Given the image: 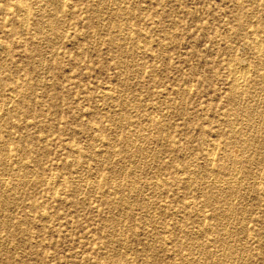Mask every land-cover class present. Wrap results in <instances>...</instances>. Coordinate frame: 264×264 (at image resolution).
I'll use <instances>...</instances> for the list:
<instances>
[{
	"label": "rangeland",
	"instance_id": "rangeland-1",
	"mask_svg": "<svg viewBox=\"0 0 264 264\" xmlns=\"http://www.w3.org/2000/svg\"><path fill=\"white\" fill-rule=\"evenodd\" d=\"M17 1L0 0V264H264V0Z\"/></svg>",
	"mask_w": 264,
	"mask_h": 264
},
{
	"label": "bare ground",
	"instance_id": "bare-ground-1",
	"mask_svg": "<svg viewBox=\"0 0 264 264\" xmlns=\"http://www.w3.org/2000/svg\"><path fill=\"white\" fill-rule=\"evenodd\" d=\"M19 1V0H18ZM17 1V2H18ZM103 1V0H102ZM22 4L24 3V2H21ZM25 5V4H24ZM41 9V8H40ZM21 10V9H20ZM23 11L25 12V10L23 9ZM28 11V10H27ZM23 12V13H24ZM20 14H21V11H20ZM24 14H26V13H24ZM22 18V17H21ZM25 18H27V17H25ZM26 20H24V22H25ZM22 23H23V21H22ZM21 27V26H20ZM247 28V27H246ZM263 28H264V26H263ZM106 31V30H105ZM118 34V33H117ZM146 37V36H145ZM255 40H258V39H255ZM259 41V40H258ZM258 41H256V42H254V44H253V48H257V51H259L258 50V48L260 47V43L258 42ZM160 47V46H159ZM6 48V47H5ZM38 48V47H37ZM263 49V48H262ZM32 51V50H31ZM246 53V52H245ZM259 53V52H258ZM262 53V52H261ZM235 55V54H234ZM43 56V55H42ZM264 56V55H263ZM263 56H258V57H262L261 59H263ZM123 57V56H122ZM228 58V57H227ZM245 58V57H244ZM259 61H260V59H259ZM258 60L255 62V66L257 67L258 66V64H260V62H259ZM239 62V61H238ZM241 63V62H240ZM239 63V64H240ZM242 64V63H241ZM244 64V63H243ZM261 64H263V63H261ZM230 65V64H229ZM238 65V64H237ZM248 65V64H247ZM124 66V65H123ZM234 66H236V65H234ZM246 66V65H245ZM239 67V66H238ZM244 67V66H243ZM242 67V68H243ZM233 68V67H232ZM239 68H241V67H239ZM257 68H259V67H257ZM248 69V68H247ZM241 70V69H240ZM262 70V69H261ZM122 71V70H121ZM233 71V70H232ZM243 71V69L241 70V71H238V69L236 70V71H233V73L231 74L232 75V80H231V82H232V84H231V86H230V92L231 93H229V98H230V100L232 101L233 100V98L234 97H236V95L239 93V92H241V91H239V90H237V87H236V83H239V82H241V81H243V79H244V74L246 73V70H245V72L243 73L242 72ZM140 73V72H139ZM247 74V73H246ZM245 74V75H246ZM35 75H36V73H35ZM134 75V74H133ZM127 76V75H126ZM125 76V77H126ZM262 76V75H261ZM245 81H247V80H245ZM243 84V83H242ZM260 84V83H259ZM126 86H127V84H126ZM237 86H238V84H237ZM241 86V85H240ZM254 86V85H253ZM258 89V88H257ZM188 90H190V89H188ZM162 91V90H161ZM257 92V91H256ZM240 94V93H239ZM248 95V94H247ZM256 95V94H255ZM259 97V96H258ZM240 98V97H239ZM2 100V99H1ZM8 102V101H7ZM235 102V101H234ZM246 104V103H245ZM244 104V105H245ZM249 104V103H248ZM5 105V104H4ZM257 105V104H256ZM242 107V106H241ZM246 108V107H245ZM248 108H250V109H248ZM251 108H252V104H251V107H248L247 106V108L246 109H248L247 111H246V116H248V115H251L252 113H251ZM243 109V108H242ZM241 109V110H242ZM245 109V110H246ZM15 110V109H14ZM242 112H244V109H243V111ZM245 115V114H244ZM121 116V115H120ZM217 116V115H216ZM113 117V116H112ZM230 117H231V115H230ZM250 117V116H249ZM256 117V116H255ZM241 118V117H240ZM246 118V117H245ZM234 119H236V118H234ZM230 120V119H229ZM252 120V119H251ZM254 120V119H253ZM137 121V120H136ZM251 122V121H250ZM138 123V122H137ZM132 125V124H131ZM249 125V124H248ZM252 126V125H251ZM89 127V126H88ZM256 127V126H255ZM236 128V127H235ZM244 128V127H243ZM138 129V128H137ZM250 129V128H249ZM134 131V130H133ZM137 132V131H136ZM238 132V131H237ZM245 132V131H244ZM253 132V131H252ZM240 133H242L241 131H240ZM129 134V133H128ZM234 134H236V133H234ZM234 134H233V132H231V134H229V135H227V136H229V140L230 141H232L233 139H235L236 137V135L234 136ZM242 134H244V133H242ZM136 135V134H135ZM238 135H239V132H238ZM237 135V136H238ZM241 135V134H240ZM239 135V136H240ZM244 136V135H243ZM243 136H240L241 138L243 137ZM245 136H247V135H245ZM248 137V136H247ZM239 138V137H238ZM240 138V139H241ZM227 139V138H226ZM244 139L245 140H243L242 139V141L243 142H247V138L246 137H244ZM115 140V139H114ZM129 141L131 140V139H128ZM239 140V139H238ZM249 140H251V139H249ZM206 141V140H205ZM230 141H228V143L230 142ZM241 141V142H242ZM264 141V140H263ZM133 142V141H132ZM208 142V141H207ZM242 142V143H243ZM227 143V144H228ZM72 144H74V143H72ZM134 144V143H133ZM238 144V143H237ZM246 143H243V145H245ZM247 145V144H246ZM240 146V145H239ZM253 146V145H252ZM140 147V146H139ZM126 148V147H125ZM226 148V147H225ZM255 148V147H254ZM206 149V148H205ZM212 150V149H211ZM210 150V151H211ZM224 150V149H223ZM229 150V149H228ZM228 150H226L227 152L225 153V158H226V161H228V163H230L231 165H238V163H239V166L241 165V162H242V160L244 159L243 158V156H242V154H233V152L232 151H228ZM254 150V149H253ZM129 151V150H128ZM159 151V150H158ZM240 151V150H239ZM130 152V151H129ZM138 152V151H137ZM141 152V151H140ZM142 152H143V150H142ZM150 152V151H149ZM207 152H209V151H207ZM212 152V151H211ZM213 152H214V150H213ZM212 152V153H213ZM210 153V152H209ZM224 153V152H223ZM243 153H245V152H243ZM191 154V153H190ZM150 155V154H149ZM210 155H212V154H210ZM249 156V155H248ZM187 158V157H186ZM206 158H208V157H206ZM213 158V157H212ZM246 158V157H245ZM249 157H247V159H248ZM112 159V158H111ZM134 159V158H133ZM209 159H211V158H208L207 159V161L209 160ZM252 159V158H251ZM145 160V159H144ZM249 160H250V158H249ZM98 161V160H97ZM262 161V160H261ZM130 162V161H129ZM138 162V161H137ZM212 162V161H211ZM243 162H244V160H243ZM247 162V161H246ZM260 162V161H259ZM209 163V162H208ZM258 164V163H257ZM194 165V164H193ZM253 165V164H252ZM97 166V165H96ZM126 166V165H125ZM148 166V165H147ZM152 166V165H151ZM206 166V165H205ZM140 167V166H139ZM149 167V166H148ZM220 167H221V169H222V164H220V166L218 167L219 168V171H221V169H220ZM230 167H232V166H230ZM193 168V167H192ZM208 168V167H207ZM217 168V169H218ZM209 169H210V167H209ZM208 169V170H209ZM22 170V169H21ZM207 170V169H206ZM208 170H207V172H208ZM5 171V170H4ZM209 171H211V170H209ZM226 172V171H225ZM233 172V171H232ZM251 172V171H250ZM231 173V172H230ZM252 173H253V171H252ZM124 174V173H123ZM191 174V173H190ZM229 174V173H228ZM233 174V173H232ZM257 174V173H256ZM226 175V174H225ZM224 175V176H225ZM239 175V174H238ZM136 176V175H135ZM250 176V175H249ZM229 178V177H228ZM14 179V178H13ZM18 180V179H17ZM20 181V180H19ZM119 182V181H118ZM250 182V181H249ZM257 182V181H256ZM3 183V182H2ZM229 183V185H230V189H231V191L233 192V190H234V188H233V186H235V184L233 183H230V182H228ZM197 184V183H196ZM232 184V185H231ZM201 185V184H200ZM245 185V184H244ZM252 185V184H251ZM55 186V185H54ZM232 186V187H231ZM236 187V186H235ZM255 187V186H254ZM140 188V187H139ZM224 188V187H223ZM237 188V187H236ZM239 188V187H238ZM200 189V188H199ZM226 190V189H225ZM249 190V189H248ZM127 191V190H126ZM218 191V190H217ZM137 192V191H136ZM118 193V192H117ZM137 195V194H136ZM234 195V194H233ZM232 195V196H233ZM224 196V195H223ZM236 196V195H235ZM241 196V195H240ZM226 197H228L227 195L225 196V198ZM262 197V196H261ZM127 198V197H126ZM138 198V197H137ZM241 198V197H240ZM228 199V198H227ZM263 199V198H262ZM241 201V200H240ZM124 202V201H123ZM228 202H229V200H228ZM225 203H227L226 202V200H225ZM237 203V202H236ZM235 203V204H236ZM229 204H231V203H229ZM228 204V205H229ZM223 205V204H222ZM226 206V208H227V210H232V206L231 205H229V206ZM234 205V204H233ZM236 206V205H235ZM243 207V206H242ZM241 207V208H242ZM245 207V206H244ZM225 209V208H224ZM238 209V208H237ZM225 211V210H224ZM198 213V212H197ZM200 213V212H199ZM229 213V212H228ZM250 213V212H249ZM220 214V213H219ZM228 214H226L224 217L222 216V215H219L217 218H220L221 216L223 217V218H225L226 216H227ZM233 215V214H232ZM229 216V215H228ZM239 217V216H238ZM152 218V217H151ZM234 218V217H233ZM226 219V218H225ZM225 219H222V220H225ZM122 220V219H121ZM146 220V219H145ZM220 220H221V218H220ZM221 220V221H222ZM224 222V221H223ZM121 223V222H120ZM228 223V222H227ZM235 223V222H234ZM225 224V223H224ZM231 224H233L232 222H231ZM246 224V223H245ZM248 224V223H247ZM218 225V224H217ZM237 225V224H236ZM233 227V226H232ZM121 228V227H120ZM228 228V227H227ZM230 228H231V226H230ZM131 230V229H130ZM131 231H133V230H131ZM242 231V230H241ZM8 232V231H7ZM150 232V231H149ZM115 234V233H114ZM119 234V233H118ZM226 234V233H225ZM230 234V233H229ZM198 236V235H197ZM224 236V235H223ZM114 237V236H113ZM112 237V238H113ZM224 238V237H223ZM236 238V237H235ZM225 239V238H224ZM160 240V239H159ZM202 240V239H201ZM224 241V243H225V240H223L222 239V242ZM232 242H233V240H232ZM236 242V241H235ZM224 243H223V245H224ZM121 244V243H120ZM123 245V244H122ZM203 245V244H202ZM227 245V244H226ZM223 247V246H222ZM122 248V247H121ZM203 248V247H202ZM235 248V247H234ZM258 248V247H257ZM240 249V248H239ZM149 250V249H148ZM213 250V249H212ZM218 252V251H217ZM191 253V252H190ZM213 253H214V251H213ZM201 254V253H200ZM236 254V253H235ZM120 255V254H119ZM199 255V254H198ZM245 255V254H244ZM201 257V256H200ZM194 258V257H193ZM202 258V257H201ZM204 258V257H203ZM233 258V257H232ZM212 259V258H211ZM234 259V258H233ZM217 260V259H216ZM192 261V260H191ZM228 261V260H227ZM200 262V261H199ZM222 262V261H221ZM111 264H118V262L117 261H113V262H111ZM240 264V263H239Z\"/></svg>",
	"mask_w": 264,
	"mask_h": 264
}]
</instances>
